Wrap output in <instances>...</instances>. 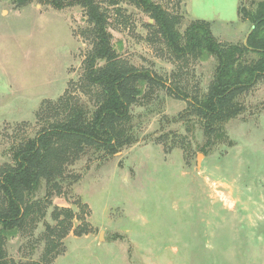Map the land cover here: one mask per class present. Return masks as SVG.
Wrapping results in <instances>:
<instances>
[{"label":"rangeland","instance_id":"obj_1","mask_svg":"<svg viewBox=\"0 0 264 264\" xmlns=\"http://www.w3.org/2000/svg\"><path fill=\"white\" fill-rule=\"evenodd\" d=\"M155 1L179 16L182 32L202 19L221 42L239 43L251 28L240 3L254 8L261 0ZM103 6L124 62L159 75L174 92H207L215 58L176 57L131 0ZM92 47L81 6L0 0V168L47 125L37 117L46 101L67 92L96 107L99 93L84 80ZM239 98L244 111L219 136L206 134L188 100L168 88L140 98L131 108L136 143L115 154L86 147L57 180L43 181L35 213L7 241L10 264H47L57 232L67 234L52 264H264V80Z\"/></svg>","mask_w":264,"mask_h":264},{"label":"trees","instance_id":"obj_2","mask_svg":"<svg viewBox=\"0 0 264 264\" xmlns=\"http://www.w3.org/2000/svg\"><path fill=\"white\" fill-rule=\"evenodd\" d=\"M33 1L36 0H14V3L23 7ZM37 1L58 10L72 6H81L84 10L93 33V47L84 61V80L89 89L98 91L99 97L92 110L80 100L73 102L74 96L67 92L56 103L46 101L37 117L48 121L47 125L11 149L13 162L0 168V264H10L7 241L16 236L35 213L34 197L43 181L50 184L57 180L66 164L79 158L86 147L115 154L138 141L130 123L131 108L154 88H168L172 96L188 100L192 107L190 112L203 120L206 134L219 136L223 124L244 111L239 97L264 80V0L254 8L240 3V19L251 23L247 43L221 42L214 35L211 23L202 19L192 20L182 32L179 16L172 15L160 3L131 0L154 19L158 34L176 57L216 59L214 77L207 92L192 96L183 90L174 92L159 75L147 69L139 70L122 60L113 41L110 15L103 3L117 6L123 0ZM252 54L255 57H250ZM59 109L65 112V118L52 121L49 112ZM66 234L57 232L58 241L48 243L45 263L52 264L63 252L58 246Z\"/></svg>","mask_w":264,"mask_h":264},{"label":"water","instance_id":"obj_3","mask_svg":"<svg viewBox=\"0 0 264 264\" xmlns=\"http://www.w3.org/2000/svg\"><path fill=\"white\" fill-rule=\"evenodd\" d=\"M251 31H252V30H251ZM251 31H249V33L247 34L246 39H245V41H244L245 43H247V40H248V37H249V34H250Z\"/></svg>","mask_w":264,"mask_h":264},{"label":"crops","instance_id":"obj_4","mask_svg":"<svg viewBox=\"0 0 264 264\" xmlns=\"http://www.w3.org/2000/svg\"><path fill=\"white\" fill-rule=\"evenodd\" d=\"M238 14H239V12H238Z\"/></svg>","mask_w":264,"mask_h":264}]
</instances>
